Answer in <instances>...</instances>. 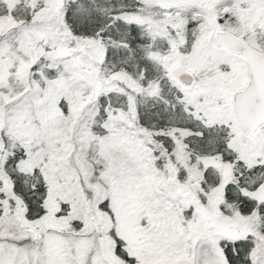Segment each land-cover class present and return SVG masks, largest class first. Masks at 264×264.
Wrapping results in <instances>:
<instances>
[{
    "label": "snow or ice",
    "instance_id": "snow-or-ice-1",
    "mask_svg": "<svg viewBox=\"0 0 264 264\" xmlns=\"http://www.w3.org/2000/svg\"><path fill=\"white\" fill-rule=\"evenodd\" d=\"M0 264H264V0H0Z\"/></svg>",
    "mask_w": 264,
    "mask_h": 264
}]
</instances>
